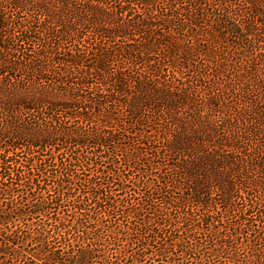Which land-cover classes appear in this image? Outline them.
I'll return each instance as SVG.
<instances>
[{
    "label": "trees",
    "instance_id": "16d2710c",
    "mask_svg": "<svg viewBox=\"0 0 264 264\" xmlns=\"http://www.w3.org/2000/svg\"><path fill=\"white\" fill-rule=\"evenodd\" d=\"M0 264H264V0H0Z\"/></svg>",
    "mask_w": 264,
    "mask_h": 264
},
{
    "label": "rangeland",
    "instance_id": "374dc122",
    "mask_svg": "<svg viewBox=\"0 0 264 264\" xmlns=\"http://www.w3.org/2000/svg\"><path fill=\"white\" fill-rule=\"evenodd\" d=\"M134 187L132 186V187H130V189H133ZM134 189H136V188H134Z\"/></svg>",
    "mask_w": 264,
    "mask_h": 264
}]
</instances>
